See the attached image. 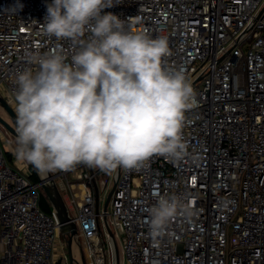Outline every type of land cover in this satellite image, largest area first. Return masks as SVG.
Wrapping results in <instances>:
<instances>
[{
    "label": "built area",
    "instance_id": "1",
    "mask_svg": "<svg viewBox=\"0 0 264 264\" xmlns=\"http://www.w3.org/2000/svg\"><path fill=\"white\" fill-rule=\"evenodd\" d=\"M51 2L0 0V95L11 107L17 74L38 69L31 56L60 52L70 63L80 46L45 34ZM107 12L126 30L167 37L164 65L186 75L196 106L185 112L179 161L154 155L133 169L80 164L45 177L71 192L85 264H114L109 215L122 264H264V0H120ZM14 164L0 139V264H56V218L40 208L37 178ZM110 182L107 213L99 192ZM160 196L181 197L195 214L177 217L154 241L149 210Z\"/></svg>",
    "mask_w": 264,
    "mask_h": 264
},
{
    "label": "clouds",
    "instance_id": "2",
    "mask_svg": "<svg viewBox=\"0 0 264 264\" xmlns=\"http://www.w3.org/2000/svg\"><path fill=\"white\" fill-rule=\"evenodd\" d=\"M119 2L46 5L45 34L80 46L70 63L60 52L33 55L38 69L17 74L12 151L19 165L42 175L80 164L112 172L154 155L179 161L187 154L182 129L185 112L196 106L191 82L164 65L171 55L166 36L126 30L119 16L104 13ZM149 212L154 241L177 217L195 214L179 196H160Z\"/></svg>",
    "mask_w": 264,
    "mask_h": 264
},
{
    "label": "rangeland",
    "instance_id": "3",
    "mask_svg": "<svg viewBox=\"0 0 264 264\" xmlns=\"http://www.w3.org/2000/svg\"><path fill=\"white\" fill-rule=\"evenodd\" d=\"M2 96H3V98H6L4 93H2ZM12 108L16 113V110H15L16 106H12ZM16 115H17V113H16ZM0 116L3 119H5L6 121H8L9 123L11 122V119H10L8 113L1 106H0ZM0 139H1V143L3 145L4 151L8 152L6 154L8 160L10 161V163L12 162V164L15 165L14 164L15 163L14 162L15 156L13 155V151H12V147L14 146L15 136L12 133H10L1 123H0ZM26 166H27V169L29 171H32L31 165H26ZM30 179L34 181V178L31 176H30ZM55 181L57 184H59L60 178L56 177ZM111 186H112V183L110 182L108 187L106 188V190H104V191L101 190L99 192L101 209L104 208L105 201H106V198H107V195H108V192H109V189ZM39 192H40V197H39L40 208L42 210L48 212L52 207L51 203L48 200V198L46 197V195L42 192V190H39ZM60 193H61V195H62V197H63V199H64V201L68 207L70 204L71 192L68 191V189H66V188H61ZM106 211H107V213H110V211H111L110 203H108ZM71 213H73V212H71ZM108 222L110 225V229H111V231L115 237V245H116V248L118 251V257H119L118 264H122V254H121L120 247H119V244H120L119 236L116 235V230L113 226L112 219H111L110 215L108 216ZM100 224H101V228H102V234H103V237L105 239V248L107 250V253L109 254L108 257L110 258L111 257V249H110L109 243L105 237L106 235H105L102 219H100ZM57 236L59 237V242L55 243V245H54L53 257L56 261V264H68L67 263V257H68L67 256L68 255L67 254V247H68V244L66 241H64L63 235H61L60 232H58ZM84 245H85L84 239L82 238V236L79 233H77L75 244H74V246H72L73 248H72L71 256H72L73 264H81L82 259L84 261H86V254L82 250V247H84Z\"/></svg>",
    "mask_w": 264,
    "mask_h": 264
},
{
    "label": "water",
    "instance_id": "4",
    "mask_svg": "<svg viewBox=\"0 0 264 264\" xmlns=\"http://www.w3.org/2000/svg\"><path fill=\"white\" fill-rule=\"evenodd\" d=\"M0 106L8 113L11 122L9 123L8 121H6L5 119H3L0 116V123L10 132L12 133L15 137L17 136V132H16V120H17V115L15 113V111L13 110V108L11 107V105L9 104V102L4 99L1 95H0ZM32 167V171L34 173V175L36 176L37 180L39 181V187L40 190H42V192L46 195V197L48 198V200L51 203V209L53 211V214L56 218V222L58 224V229L59 232L63 235L66 236V242L68 244L67 247V263L68 264H73L72 262V246H74L75 241H76V236H77V226L74 224V222L71 220V214L70 211L57 187V185L54 182H50L47 183L45 181V177L49 176V174L47 175H42L40 174L33 166ZM113 187H111V189L108 192L106 201H105V205L103 208V211H106V206H107V202L109 200V197L111 195V192L113 190ZM105 228L106 231L111 239V249H112V255H113V260H114V264H118L119 261V257H118V251L115 245V237L110 229V226L108 225V223L105 221ZM81 264H85V261L82 259Z\"/></svg>",
    "mask_w": 264,
    "mask_h": 264
},
{
    "label": "trees",
    "instance_id": "5",
    "mask_svg": "<svg viewBox=\"0 0 264 264\" xmlns=\"http://www.w3.org/2000/svg\"><path fill=\"white\" fill-rule=\"evenodd\" d=\"M7 153H8L7 151H4V156H5L6 160L10 163V161L8 160L7 155H6ZM30 176L33 177L34 180H36V176L34 175L33 171H31ZM50 211H51V209L48 212H50Z\"/></svg>",
    "mask_w": 264,
    "mask_h": 264
},
{
    "label": "crops",
    "instance_id": "6",
    "mask_svg": "<svg viewBox=\"0 0 264 264\" xmlns=\"http://www.w3.org/2000/svg\"><path fill=\"white\" fill-rule=\"evenodd\" d=\"M14 162H16V159H14ZM63 238H64V241H66V236H63ZM57 242H59V237L58 236L55 239V243H57Z\"/></svg>",
    "mask_w": 264,
    "mask_h": 264
}]
</instances>
